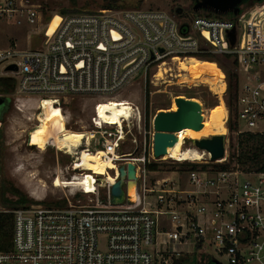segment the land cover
<instances>
[{
	"label": "built area",
	"instance_id": "obj_1",
	"mask_svg": "<svg viewBox=\"0 0 264 264\" xmlns=\"http://www.w3.org/2000/svg\"><path fill=\"white\" fill-rule=\"evenodd\" d=\"M19 1L0 0V22H11L24 13L29 24L42 22L41 13ZM203 13L183 16L139 8L60 16L52 35L46 29L43 32L42 47L0 49V79L16 81V102L43 96L107 100L136 80L146 88L150 76L155 86L173 84L168 79L173 77L170 64L196 57L206 46L212 54L231 56L243 75L237 101L239 133H264V0L242 9L236 17ZM232 31L236 32L234 45L229 38ZM11 66L16 69L9 70ZM50 100L60 106L58 98ZM90 124L93 128L83 132V143L67 154L75 159L71 166L75 172L80 170L78 154L85 150L102 151L104 159L116 164L114 181L106 180L108 198L94 205L67 198L68 203L60 207L28 204L5 211L13 215L14 227L11 248L0 247V264H173L205 250H214L228 264H264V173L211 167L187 171L191 190L169 179L150 181L149 175L160 173L147 168L160 159L154 151L151 157L146 150L141 157L121 154L126 143L123 125H114L117 133H108L105 127L110 125L94 115ZM49 144L56 147L52 141ZM204 154L192 163L228 162L227 149L221 163ZM164 158L182 163L172 153ZM129 163L136 168V200L129 199L126 178L125 200L114 205L111 186L120 178V167ZM88 174L84 171L71 178L79 179L76 187L87 195L101 178L93 175V191L88 193Z\"/></svg>",
	"mask_w": 264,
	"mask_h": 264
},
{
	"label": "rangeland",
	"instance_id": "obj_2",
	"mask_svg": "<svg viewBox=\"0 0 264 264\" xmlns=\"http://www.w3.org/2000/svg\"><path fill=\"white\" fill-rule=\"evenodd\" d=\"M21 1H23L25 7H28L26 6L28 4L30 8L41 13L42 22H36L34 25L29 24L26 13L23 15L18 14L11 22H0V49L13 48L20 51H30L40 48L44 44L43 32L47 24L49 25L55 16H62L60 13L63 9L75 6L76 9L81 11L80 13H92L101 10L100 5L102 3V0H20L19 5ZM253 2L255 1L250 0L248 3L243 4L242 8L246 9L250 7ZM120 5L122 10L150 8L174 13L181 9L180 13L183 16L192 14L191 0H122ZM201 60L202 63L200 64L204 70L221 72L228 81L226 71L218 63L203 58ZM170 65L174 69L178 67L177 63ZM192 73L194 74L193 71ZM171 74H173V77L169 76L168 79L173 84L166 87L165 84H160L159 86L153 85L150 81L154 79L150 76L146 88L141 80H136L120 92L107 97L127 100L132 103L131 107H133L131 118L123 123V130L126 133V143L121 150V154L132 153L134 157H141L146 150L147 157L153 156L152 138L155 133L153 128L155 116L161 111H171L172 104L177 97L195 99L202 105L207 118L211 109L220 107L218 96L211 89L212 86L210 84L197 82L198 78L195 81L198 83L197 86H184L192 76L188 77L187 74V76H182L181 79L178 76L177 70L172 71ZM238 75L239 77H243L240 73ZM183 80L187 82H183ZM3 97L11 99V107L4 115L3 122L0 121V185L4 183L9 189L14 188L22 192L29 199L35 201L36 204L41 203L37 205L47 207L54 206L57 202L68 203L67 198L73 203L81 201L83 205H94L97 200L104 201L108 198V189L103 187V184L107 183L106 176H98L101 178H97V185L94 186L95 191L92 192L93 187L91 189L88 188V193L92 192L89 195L79 192L77 187L72 186V176L76 173H84L85 171L83 168L85 157L79 158L78 155L77 163H80V165H77V169L82 168L75 172L71 167L75 159L67 154L65 150H58L52 144H49L50 142L48 141L45 146L42 145L41 147L32 144L39 133L43 132L42 129L48 128L49 125H52L54 128L62 127L65 130H71L76 135L93 128L90 124L91 117L95 116L98 102L105 101L104 99L98 96H43L24 97L21 102H16V94L2 95L0 91V114L4 106ZM55 98L60 100V105L63 108L55 114L49 113L46 117L42 118L43 110L38 109L40 100ZM227 98L226 92L224 97L225 104ZM226 107L229 119L231 113L227 104ZM145 113L148 116L146 119L147 125ZM140 115L142 116V122L139 120ZM226 126L228 129V120L226 121ZM241 127L244 126L241 124ZM105 129L108 133H117L118 130L113 126H106ZM184 131L185 133H182L183 131L180 132L182 133L181 135L178 133V137L190 138L193 132L199 134L204 132L203 130L194 131L193 129H186ZM214 135L219 134L213 132L208 137H202L197 140L211 138ZM224 137L226 139L225 145L228 160L230 155V137H234L236 140L237 134H232L228 129V134L224 135ZM190 139H186V144L185 146L183 144V148L198 150L194 142H192L196 140ZM73 143L75 147H79L83 143L82 137H76ZM146 145L147 148L145 149ZM163 158L153 160L159 165L160 173H157V176L149 175L148 179L150 181H153L155 178L169 179L179 184L181 189L191 190L187 183L188 172L183 171L181 166L201 164L192 162L179 163L172 160L166 161ZM88 172V178L92 175V178H90L92 183L96 177L93 176L92 172ZM108 173L114 176L115 171L109 170ZM8 195L10 196V194ZM0 209H2L1 206ZM208 260L216 261L219 264H228L226 259L216 254L214 250L195 251L189 259L190 264H205Z\"/></svg>",
	"mask_w": 264,
	"mask_h": 264
},
{
	"label": "bare ground",
	"instance_id": "obj_3",
	"mask_svg": "<svg viewBox=\"0 0 264 264\" xmlns=\"http://www.w3.org/2000/svg\"><path fill=\"white\" fill-rule=\"evenodd\" d=\"M60 21H61L60 16L54 17V19L49 23L48 27L46 28V31H48V35H52L54 33L55 29L59 26ZM176 63L178 67L176 69L172 68L171 71L177 70L179 73L178 76L181 79H182V76H187V74H188V77L192 76V78H189L190 80L188 83H186L185 85L183 83L184 86H187V85L197 86L198 85L197 82H200L202 84L203 83L210 84L212 86L211 89L215 92V94L219 98L220 107L216 109H211L209 111L210 114L207 118V122L203 129L204 132H201L200 134L193 132L190 137L191 139L181 138V137H178L177 135L179 139L178 143L176 144L174 148L170 150V153H172L173 156L181 157L179 160L181 162H189V161L196 162L198 160L203 159V157L206 156V154L196 149L183 148V144L186 139L197 140L202 137H208L213 132L218 133L219 135L228 134V129L226 126V119L228 118V110H227V107L224 101V97L227 92L226 78L223 76V74H221V72H214L213 70H204L200 64L202 63V60L198 57H187L186 59H176ZM176 63H174V65ZM163 66H165L166 68L168 67L167 64H164ZM192 71L194 72V74L192 73ZM198 78L199 80H197ZM185 80H183V82H187ZM196 80L197 82H195ZM44 100H50V99H43L42 101L40 100L38 109H41L43 107ZM131 106H132V103L128 102L127 100L125 101V100H120L117 98H109L105 101H100V103L98 102L94 117L98 121H101L103 124H106V125H110V126L123 125L125 121L131 118V112L133 111V108ZM61 109L62 108L57 109L56 112H58V110H61ZM177 109L178 108H177L176 102H173L171 111H177ZM184 130H182L183 132L182 131L180 132L185 133ZM42 131L43 132L39 133V135L36 137V140H34V142L32 143L33 145L37 147H41L42 145L45 146L47 141L48 142L52 141L58 150L59 149L65 150L66 153H69L68 149H70L71 151L73 150V147L75 146L73 142L75 141L76 137L80 136L82 137L83 140L85 139V135L83 132H80L79 135H76V133H74L71 130H65L62 127L54 128L52 125H49L48 128L42 129ZM182 133H180V135ZM78 155H79V158L85 157V162H84V167H83L85 171H90L95 176H104V177L106 176V180L111 181V182L114 181V176H111L108 173V171L116 170L117 166L115 163L107 159H104L103 158L104 154L102 151L90 152V151L85 150L79 153ZM77 164L78 166L80 165V163H77ZM128 178H129V182L127 186V193H128L129 199L131 201H135L136 196H137L136 195L137 176H136V168L134 166L130 167L129 172H128ZM76 180H79V179L76 178L71 182L73 187H76L78 184ZM85 180L88 185V188L91 189L90 178L87 177ZM59 183L61 185V181Z\"/></svg>",
	"mask_w": 264,
	"mask_h": 264
},
{
	"label": "trees",
	"instance_id": "obj_4",
	"mask_svg": "<svg viewBox=\"0 0 264 264\" xmlns=\"http://www.w3.org/2000/svg\"><path fill=\"white\" fill-rule=\"evenodd\" d=\"M192 7L197 0H191ZM250 0H245L243 4L248 3ZM256 3L257 0H254ZM122 0H102L100 5L101 10H115L121 9ZM252 3V4H253ZM179 9L176 12H180ZM81 11L76 9L75 6L68 9H63L61 11L62 16L78 14ZM203 14L211 13L204 12ZM189 16V15H188ZM50 21V20H49ZM204 53L196 55L200 59H208L210 61H215L219 66L226 71L228 81H227V95L226 104L230 111V117L228 119V129L232 134H237L236 140L234 137H230V155L228 162L224 164H214V165H187L181 166L183 171H197L205 170L211 167L216 171H231L238 170L245 174L264 173V133H251L244 132L239 133V122L237 118V101L239 92V75L237 71V62L233 61L232 57L229 55H215L210 53V48L204 46ZM0 91L2 95H8L14 93L16 87V81L12 78L0 79ZM3 111L0 114V121L3 122L4 115L9 111L11 107V99L9 97H3ZM63 108L61 105H56L52 100H44L42 118L46 117L49 113L55 114L56 110ZM148 118V116H147ZM148 124L146 120V125ZM196 142V141H192ZM179 157V156H178ZM149 171H159V165L156 163H151L147 165ZM10 194V196L8 195ZM36 204L35 201L29 199L25 194L16 190L9 189L4 183L0 185V206L2 207L0 211V247L4 250L10 249L12 246V232H13V215L11 213H5V211H11L18 207ZM41 204V203H37ZM66 202H57L54 206L60 207L65 205ZM190 261L186 257H181L176 260L173 264H189ZM210 264L212 260H210Z\"/></svg>",
	"mask_w": 264,
	"mask_h": 264
},
{
	"label": "water",
	"instance_id": "obj_5",
	"mask_svg": "<svg viewBox=\"0 0 264 264\" xmlns=\"http://www.w3.org/2000/svg\"><path fill=\"white\" fill-rule=\"evenodd\" d=\"M245 0H197L192 7V12L199 14L208 12L217 16H238L242 11ZM262 0H257L260 2ZM236 32L229 34L231 45L235 44ZM16 69L14 66L9 70ZM177 111L159 112L154 119V141L153 151L156 158H162L170 153V150L178 143L177 133L184 129H193L201 131L207 122V116L204 113L202 105L195 99L177 97L175 99ZM226 139L224 135H215L211 138L196 140L194 143L199 151L209 153L213 162L221 163L220 160L226 157L225 149ZM132 163L121 166L119 169L120 178L110 189L111 202L114 205H120L124 202L123 185L128 178V172ZM135 167V166H134ZM107 189V183L103 184ZM213 264H219L212 261Z\"/></svg>",
	"mask_w": 264,
	"mask_h": 264
},
{
	"label": "crops",
	"instance_id": "obj_6",
	"mask_svg": "<svg viewBox=\"0 0 264 264\" xmlns=\"http://www.w3.org/2000/svg\"><path fill=\"white\" fill-rule=\"evenodd\" d=\"M170 112V111H169ZM186 258H188V259H190V256L189 257H186ZM208 261H210V260H208ZM207 262V261H206ZM190 264V263H189Z\"/></svg>",
	"mask_w": 264,
	"mask_h": 264
},
{
	"label": "flooded vegetation",
	"instance_id": "obj_7",
	"mask_svg": "<svg viewBox=\"0 0 264 264\" xmlns=\"http://www.w3.org/2000/svg\"><path fill=\"white\" fill-rule=\"evenodd\" d=\"M205 264H210V261H207Z\"/></svg>",
	"mask_w": 264,
	"mask_h": 264
}]
</instances>
